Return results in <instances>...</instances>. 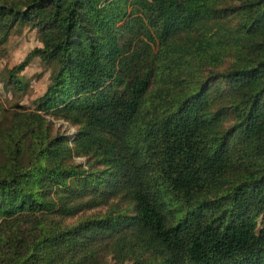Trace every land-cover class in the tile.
I'll return each instance as SVG.
<instances>
[{"label": "trees", "instance_id": "16d2710c", "mask_svg": "<svg viewBox=\"0 0 264 264\" xmlns=\"http://www.w3.org/2000/svg\"><path fill=\"white\" fill-rule=\"evenodd\" d=\"M20 23L14 80L53 75L0 106V264H264V0H1Z\"/></svg>", "mask_w": 264, "mask_h": 264}, {"label": "rangeland", "instance_id": "374dc122", "mask_svg": "<svg viewBox=\"0 0 264 264\" xmlns=\"http://www.w3.org/2000/svg\"><path fill=\"white\" fill-rule=\"evenodd\" d=\"M38 45H42L40 32L28 23L15 24L7 34L0 33V106L4 109L8 108L4 116L6 122L2 121V125H6L12 118L16 103L22 104L26 109H33L36 105L35 98L43 93L52 81V64L42 61L38 56L32 57L24 68L17 72L21 85L14 80L15 77L10 72L13 65L21 61L28 51ZM42 112L49 118L54 130L58 128L64 132L72 144L79 125L59 115L52 116L46 113L47 110ZM72 158L74 162L82 166H86L88 161V156L83 153H74ZM98 209L103 211L105 207ZM130 263L128 259L119 263L111 254L105 256L103 262V264Z\"/></svg>", "mask_w": 264, "mask_h": 264}]
</instances>
